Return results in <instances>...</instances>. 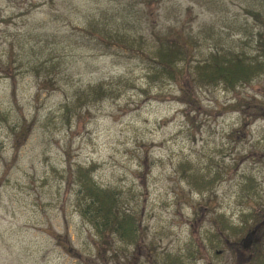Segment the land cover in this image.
<instances>
[{"label": "rangeland", "instance_id": "obj_1", "mask_svg": "<svg viewBox=\"0 0 264 264\" xmlns=\"http://www.w3.org/2000/svg\"><path fill=\"white\" fill-rule=\"evenodd\" d=\"M164 41L184 52L175 79L155 63ZM263 43L264 0H0V264H252L264 62L229 88L194 78L216 52L260 60ZM100 82L114 93L77 103ZM92 164L134 210L137 244L79 214L74 172Z\"/></svg>", "mask_w": 264, "mask_h": 264}, {"label": "trees", "instance_id": "obj_2", "mask_svg": "<svg viewBox=\"0 0 264 264\" xmlns=\"http://www.w3.org/2000/svg\"><path fill=\"white\" fill-rule=\"evenodd\" d=\"M181 48L182 46L175 42L168 43V41H164L154 51L156 58L159 60L155 63L171 79H175L182 70L176 64V60L184 55ZM259 48L261 50L257 56L260 60L237 53H230L227 56L216 52L210 56V59L195 64L196 76L194 79L200 78L204 83H219L224 85L225 88L235 86L238 82H249L262 69L264 43L259 45ZM44 65H46L47 70L50 69L47 64L44 63ZM168 67H173L175 73L172 74L167 69ZM112 93H114L113 90H110L105 83L100 82L83 89L76 101L80 104L82 98L88 97L90 100H95L104 94L109 95ZM246 103L247 101L244 104ZM95 168L94 164L89 167L76 166L74 182L78 185L76 205L79 214L93 225L102 240L109 236H116L128 245L137 244L139 241V226L137 217L133 213L134 210H130L125 206L126 201L121 196V192L114 188H103L97 184L93 177ZM184 177L195 188L209 187L215 181L213 177H205L203 173L200 174L199 172H191ZM243 227L250 228L247 220L244 221ZM242 230L245 229L242 228ZM169 254L171 253H166L167 261L165 264H189V255L184 257L170 256ZM252 262V264H264V249L255 254Z\"/></svg>", "mask_w": 264, "mask_h": 264}]
</instances>
